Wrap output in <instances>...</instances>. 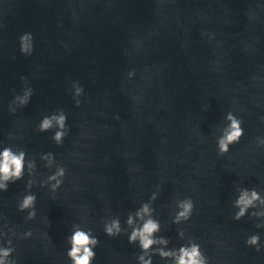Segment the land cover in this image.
<instances>
[{"label":"water","instance_id":"95a60500","mask_svg":"<svg viewBox=\"0 0 264 264\" xmlns=\"http://www.w3.org/2000/svg\"><path fill=\"white\" fill-rule=\"evenodd\" d=\"M26 33L31 55L20 50ZM75 82L84 89L79 106ZM28 88L30 102L14 104ZM61 110L69 131L57 144V129L38 125ZM229 112L243 121L244 135L220 155ZM258 138L264 0H0V150L22 149L37 165L34 220L18 209L33 179L27 169L0 191V232L12 239L17 264H71L74 224L99 239L93 264H139L142 249L129 243L126 220L145 202L161 224L157 236L169 240L154 248L194 239L209 264H264V228L256 227L264 217L251 216L259 209L234 219L239 188L264 196ZM47 153L55 157L51 168ZM58 165L67 172L52 192L41 181ZM187 198L192 216L176 224L177 202ZM116 217L126 231L111 237L105 221ZM28 231L32 237L24 238ZM253 234L259 252L246 243ZM152 260L173 264L158 254Z\"/></svg>","mask_w":264,"mask_h":264},{"label":"clouds","instance_id":"9594fccd","mask_svg":"<svg viewBox=\"0 0 264 264\" xmlns=\"http://www.w3.org/2000/svg\"><path fill=\"white\" fill-rule=\"evenodd\" d=\"M21 52L26 55H31L33 52V36L26 33L20 37ZM135 74L134 72H131ZM24 79V78H22ZM27 83V81H25ZM75 88V100L77 106L80 105L79 97L83 95L84 89L79 82L73 84ZM34 94L32 88L24 91L23 95L17 96L14 104L21 107L26 106L30 102V98ZM12 112L16 111L15 107H11ZM67 115L63 110L58 113H53L50 116H45L38 125L39 131L47 132L53 128L55 131L52 139L57 144H62L65 136L68 134ZM228 123L225 125L222 133L218 136L217 147L220 155H226L230 151V146L238 143L244 135L242 127L243 121L234 115L232 112L227 114ZM257 143L264 145V139L257 140ZM42 159L47 161L46 166L51 168L55 157L52 153H47L42 156ZM35 160L27 159V153L22 149L14 150L12 147H4L0 150V191H7L10 183H15L24 178L25 170L33 179H30L27 184V193L22 195L18 202V209L21 212H27V220H34L37 216L36 203L37 196L31 192L33 184L36 183L34 177L36 175ZM67 169L58 165L54 174L41 181V186H50L52 192L58 191L64 182ZM238 198L234 201V207L238 209L235 212L234 219L239 221L249 214L250 209H259L251 212L254 218L264 217V196L255 189L241 187L238 190ZM156 200V193L151 196V201ZM195 204L191 198L178 200V211L174 217V223L180 224L189 220L194 211ZM155 209L150 202H145L134 213H130L126 223L132 229L129 235V243L136 244L142 249V254L138 256L139 264H153L152 256L159 255L163 259L171 258L173 264H209L208 258L204 254L200 244L194 239L177 249L165 250V248H154L156 245H169V240L164 237H158L157 233L161 230L160 222L154 218ZM137 219L140 223H137ZM257 228H264V222L258 223ZM122 228L118 217L105 221V233L108 236L115 237L120 235ZM16 233L13 231L12 235ZM180 237L184 238V231L180 230ZM33 232L24 233V238L32 237ZM7 241V246H4V241ZM67 242L70 248L67 251V256L71 264H93L96 258L94 249L99 244V239L93 235L90 228H84L79 224L72 225V233L67 237ZM246 243L249 246H254L256 250L261 251V238L259 234H253L248 237ZM16 248L13 241L8 237L7 232H0V264H17V261L11 257L15 253ZM148 257V258H146Z\"/></svg>","mask_w":264,"mask_h":264}]
</instances>
